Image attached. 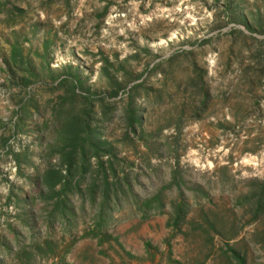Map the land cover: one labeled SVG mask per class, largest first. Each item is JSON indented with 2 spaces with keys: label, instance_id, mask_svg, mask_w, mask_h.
Masks as SVG:
<instances>
[{
  "label": "rangeland",
  "instance_id": "rangeland-1",
  "mask_svg": "<svg viewBox=\"0 0 264 264\" xmlns=\"http://www.w3.org/2000/svg\"><path fill=\"white\" fill-rule=\"evenodd\" d=\"M95 249L264 264V0H0V264Z\"/></svg>",
  "mask_w": 264,
  "mask_h": 264
},
{
  "label": "trees",
  "instance_id": "trees-1",
  "mask_svg": "<svg viewBox=\"0 0 264 264\" xmlns=\"http://www.w3.org/2000/svg\"><path fill=\"white\" fill-rule=\"evenodd\" d=\"M206 101H207V97L204 98V103ZM130 121H131L132 124L136 123L138 121V116L135 113H132L131 114V117H130ZM82 154H84V152ZM83 158H84V155H83ZM66 160H67V163H68L69 168H70L72 166L71 165V158H70V156H68ZM55 178L56 179L53 181V184H54V182L56 183L59 180V178L57 176ZM261 203L262 202L260 201V203L258 204V207H260ZM188 210H189L188 206H186L184 204H180L179 206H177L175 208V213H174L175 218H174L173 226H174V229L177 232L180 231V227L185 222L186 216H187V213H188ZM145 247L147 249H149L150 248L149 243H146L145 244ZM240 264H243V260L240 261Z\"/></svg>",
  "mask_w": 264,
  "mask_h": 264
},
{
  "label": "crops",
  "instance_id": "crops-1",
  "mask_svg": "<svg viewBox=\"0 0 264 264\" xmlns=\"http://www.w3.org/2000/svg\"><path fill=\"white\" fill-rule=\"evenodd\" d=\"M90 255L89 258L92 260L91 263L93 264H99L100 260L103 259V257L98 253L97 249H95L94 253L89 252ZM68 264H78L77 262H69Z\"/></svg>",
  "mask_w": 264,
  "mask_h": 264
}]
</instances>
